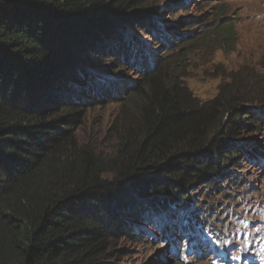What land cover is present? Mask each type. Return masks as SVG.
Segmentation results:
<instances>
[{
    "label": "trees",
    "instance_id": "obj_1",
    "mask_svg": "<svg viewBox=\"0 0 264 264\" xmlns=\"http://www.w3.org/2000/svg\"><path fill=\"white\" fill-rule=\"evenodd\" d=\"M163 2L179 3L0 0V264H112L118 241L155 238L149 225L165 240L200 235L216 211L190 209L192 191L226 199L244 186L236 170L264 151L251 139L264 94L231 72L214 99L196 100L183 83L196 18L159 25ZM212 29L233 47L226 13ZM111 103L121 115L103 155L73 129ZM176 209L188 213L174 237Z\"/></svg>",
    "mask_w": 264,
    "mask_h": 264
},
{
    "label": "rangeland",
    "instance_id": "obj_2",
    "mask_svg": "<svg viewBox=\"0 0 264 264\" xmlns=\"http://www.w3.org/2000/svg\"><path fill=\"white\" fill-rule=\"evenodd\" d=\"M181 1L175 2L176 10L170 6V2L158 6L157 24L170 21L181 25L187 16L196 18L187 25L190 34L193 33V38L189 40L193 43L185 44V47L181 45L183 51H191L188 56L189 69L183 83L193 97L200 103L214 99L219 85L225 81L224 77L231 72L251 77L247 87L253 89V95L264 94V87L255 84L256 79L264 77V0H222L216 4L210 0H184L185 7L179 9ZM218 12L226 13L233 21V47L228 44L221 47L214 35L212 25ZM258 82L264 83L263 79ZM120 104H104L88 109L82 115L80 124L73 129L75 140L103 155L111 153L116 139V118L121 115ZM251 139L256 141V149L261 147L264 150V131L252 135ZM261 152V155L256 153L254 165L245 161L240 170H236L244 186L226 190V199L218 195L209 196L201 189L192 191L195 196L190 209H197L203 201L204 205L216 211L208 224L197 223L204 233L200 239L185 235L177 241H168L160 227L149 225L146 228L155 238L139 236V240L134 242L118 241L115 249L119 251L120 260L112 264H231L233 260L237 261L234 264H255L256 259H263L264 151ZM196 201L200 202L197 207ZM176 210L178 217H174V223L170 225L174 237L180 233L178 230L188 213L182 209ZM195 239L198 241L195 242ZM252 240H258L262 247L254 250L250 244ZM243 241L247 242V246L242 251L237 245ZM234 252L238 254L234 255ZM247 254L251 256L242 257Z\"/></svg>",
    "mask_w": 264,
    "mask_h": 264
},
{
    "label": "bare ground",
    "instance_id": "obj_3",
    "mask_svg": "<svg viewBox=\"0 0 264 264\" xmlns=\"http://www.w3.org/2000/svg\"><path fill=\"white\" fill-rule=\"evenodd\" d=\"M173 223H174V221H173ZM252 244H254L253 247L255 248V250L259 248V245L257 244V242H252Z\"/></svg>",
    "mask_w": 264,
    "mask_h": 264
}]
</instances>
